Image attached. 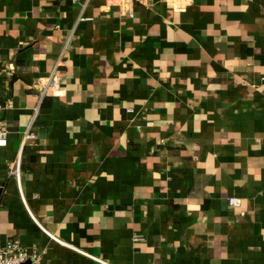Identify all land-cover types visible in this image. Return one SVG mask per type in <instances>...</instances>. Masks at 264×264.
Returning a JSON list of instances; mask_svg holds the SVG:
<instances>
[{
    "label": "crops",
    "instance_id": "crops-1",
    "mask_svg": "<svg viewBox=\"0 0 264 264\" xmlns=\"http://www.w3.org/2000/svg\"><path fill=\"white\" fill-rule=\"evenodd\" d=\"M0 104V247L264 264V0H0Z\"/></svg>",
    "mask_w": 264,
    "mask_h": 264
},
{
    "label": "built area",
    "instance_id": "built-area-1",
    "mask_svg": "<svg viewBox=\"0 0 264 264\" xmlns=\"http://www.w3.org/2000/svg\"><path fill=\"white\" fill-rule=\"evenodd\" d=\"M64 65L63 58L60 57L57 62V66ZM36 85L39 87L42 95L44 93L51 91L52 93L56 92L60 86L59 76L55 73H52L48 77L39 78ZM10 104V102H9ZM9 105H1L0 104V112L5 110ZM8 131L4 127L0 125V147H5L8 144ZM31 133H26L22 139L21 151L24 150L25 146L28 143V140L32 138ZM21 155V154H20ZM9 168L12 171V174L16 177V179L20 180L21 177V161L20 158L15 162L9 164ZM230 204H236L235 199L230 200ZM36 221V219H35ZM38 226L48 234L52 239L63 243L61 240L55 238L51 235L46 229H44L38 221H36ZM81 254L87 255L86 253L76 250ZM41 256L40 255H31L26 247L21 245V243L17 240H10L6 245L0 247V264H40ZM103 264H107L104 263Z\"/></svg>",
    "mask_w": 264,
    "mask_h": 264
}]
</instances>
